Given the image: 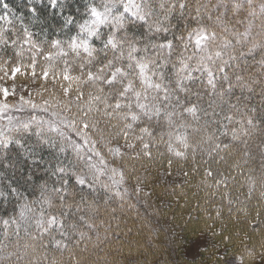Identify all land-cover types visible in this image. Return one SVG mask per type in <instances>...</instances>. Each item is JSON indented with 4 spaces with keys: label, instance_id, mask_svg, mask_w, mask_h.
I'll return each mask as SVG.
<instances>
[{
    "label": "snow or ice",
    "instance_id": "6c2138e0",
    "mask_svg": "<svg viewBox=\"0 0 264 264\" xmlns=\"http://www.w3.org/2000/svg\"><path fill=\"white\" fill-rule=\"evenodd\" d=\"M0 8V264H121L109 250L133 240L139 252L127 220L153 208L148 165L196 189L192 246L206 251L195 237L210 232L239 240L215 264L264 261V0Z\"/></svg>",
    "mask_w": 264,
    "mask_h": 264
},
{
    "label": "trees",
    "instance_id": "16d2710c",
    "mask_svg": "<svg viewBox=\"0 0 264 264\" xmlns=\"http://www.w3.org/2000/svg\"><path fill=\"white\" fill-rule=\"evenodd\" d=\"M9 4V7L16 13L17 16L26 12L25 4L26 0H5ZM3 13V9L0 8V14ZM14 20L15 23H19L15 17H10ZM0 26L8 28L9 25L0 21ZM33 31L39 32V28H34ZM42 38V37H41ZM258 91V89H257ZM253 104L259 103V97H256L253 101ZM259 163V161H257ZM152 176L155 179L152 180L153 187H149L147 190L153 192L150 203L153 204V208L145 211L143 203L139 205L140 216L137 217L135 211L131 218L127 220L128 227L133 228L132 235L135 239L141 241L139 245V252L136 250L137 245L135 240H133V250L130 253L128 248L123 249V254H119L116 251L118 246L113 245L109 250L111 255L109 259L113 257L120 261L121 264H124L126 257H131V259H140L141 261L147 260L148 264H188V261L183 257V247L182 244L185 243V236L188 237L184 230V221L188 219L189 211L192 207H195L197 203V197L193 195L196 192L194 187H176V185L183 184L184 178L177 174L175 168L173 169V175L163 176L164 169L160 168L158 165H148ZM247 173H245L246 175ZM244 191H247L245 187ZM181 193L186 194L183 198ZM258 196L259 193L257 192ZM241 200H244V197H241ZM245 204H248V201H244ZM261 205H264V201L259 202ZM258 204L256 199H253L250 204H248L249 210L255 208ZM158 213V214H157ZM193 216H196L197 213L193 212ZM241 221L244 223L245 217L243 212L240 213ZM251 216L255 217V212L251 211ZM203 219V216H201ZM133 221L135 223L133 224ZM254 223H259L254 220ZM175 225H180L179 228H176ZM171 227L168 229V227ZM203 227V224H201ZM228 228L233 237L236 236V233L240 229V225L236 223L235 220L228 223ZM217 231H220L219 224L217 225ZM249 234L252 238L251 242H259L262 237L259 232H251V227L248 229ZM239 246V240L234 239L232 244H222L220 240L214 242L210 253L206 254L207 264L214 263L217 257L219 256L220 248L226 250V254L231 255L234 247ZM257 251L259 249L257 248ZM142 253V255L140 254ZM87 255V254H86ZM104 253H100V256H103ZM92 260H96L97 256H91ZM257 260H260L259 255L256 256ZM206 262H195L193 264H206Z\"/></svg>",
    "mask_w": 264,
    "mask_h": 264
},
{
    "label": "rangeland",
    "instance_id": "374dc122",
    "mask_svg": "<svg viewBox=\"0 0 264 264\" xmlns=\"http://www.w3.org/2000/svg\"><path fill=\"white\" fill-rule=\"evenodd\" d=\"M4 84V81H0V85ZM8 84H11V81H8ZM17 84V90L19 91L20 87L23 84V77H21L19 80H17L16 82ZM31 87H35V85H31ZM25 95H27V93H25ZM168 229H172L171 227L167 226ZM190 237L189 239L185 240V243L182 244V251H183V257L186 259V261H188V264H193L195 262H206L205 258H206V254L210 253V250L212 248V245L214 244V242L218 241L219 239H213L211 233H207V235L201 236L199 233L196 234L197 239L204 241L207 243V250L205 251L204 249V244H201L200 248H195L194 246L191 245L190 241L193 238V234L191 232L187 233ZM203 251L204 255L201 256L199 255V253ZM226 255V250L222 247L220 248V252H219V256H225ZM210 264H214V263H210ZM254 264H264V261L261 260H257L255 259Z\"/></svg>",
    "mask_w": 264,
    "mask_h": 264
}]
</instances>
